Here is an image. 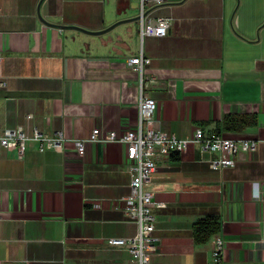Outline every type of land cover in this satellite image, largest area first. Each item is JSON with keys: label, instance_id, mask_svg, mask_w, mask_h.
<instances>
[{"label": "crops", "instance_id": "crops-1", "mask_svg": "<svg viewBox=\"0 0 264 264\" xmlns=\"http://www.w3.org/2000/svg\"><path fill=\"white\" fill-rule=\"evenodd\" d=\"M141 8L173 18L165 36H140ZM140 53L158 128L210 136L225 114L247 113L255 124L220 134L257 142L231 167L211 168L218 152L198 144L155 158L149 264H210L214 235L192 237L208 215L220 221L222 264H264V0H0V134L22 125L69 141L134 128L128 59ZM129 182L120 144L89 143L82 156L71 143L39 151L28 139L21 156L14 141L0 147V264H134L109 240L137 231L123 210Z\"/></svg>", "mask_w": 264, "mask_h": 264}, {"label": "built area", "instance_id": "built-area-1", "mask_svg": "<svg viewBox=\"0 0 264 264\" xmlns=\"http://www.w3.org/2000/svg\"><path fill=\"white\" fill-rule=\"evenodd\" d=\"M139 24L141 37L145 35L163 37L173 24V18L169 16L153 18L144 13L143 8H141ZM148 62L149 59L144 57L142 53L128 59L131 70L139 78L136 104L137 120L132 129L118 134L95 127L87 137L69 141L62 132L49 135L34 128L31 134H27L22 125L15 128H5L0 134V147L6 148L10 141H14L17 144L18 156L23 154L28 139L36 142L39 151L45 149L63 151L66 144L71 143L79 156L85 153L86 145L89 143H111L124 146L130 182L129 193L122 198L123 210L127 218L136 223L137 231L133 235L111 237L109 240L112 245L125 248L134 264H149L150 256L157 250L160 242V238L154 234L155 218L151 212V207L154 204L153 194L144 187L155 169L156 157L182 153L189 146L198 144L202 153L218 152L216 158L209 160V166L216 169L233 166L238 152L253 150L257 146L254 139L235 138L223 134L206 136L199 126L195 127L188 137H177L175 134L158 128L155 125L156 101L145 93L147 80L143 73V67ZM151 80L154 78L151 77ZM5 87L6 81L0 78V89ZM26 117L30 119L32 114L29 113ZM255 195L257 199L264 200V192L259 188ZM213 239L214 246L210 264H222L225 242L219 235H214Z\"/></svg>", "mask_w": 264, "mask_h": 264}, {"label": "trees", "instance_id": "trees-1", "mask_svg": "<svg viewBox=\"0 0 264 264\" xmlns=\"http://www.w3.org/2000/svg\"><path fill=\"white\" fill-rule=\"evenodd\" d=\"M255 124V116L244 113H227L217 122L215 134L221 132H240L247 126ZM220 229V221L216 216L208 215L197 219L192 225L193 241L198 244L206 243Z\"/></svg>", "mask_w": 264, "mask_h": 264}]
</instances>
